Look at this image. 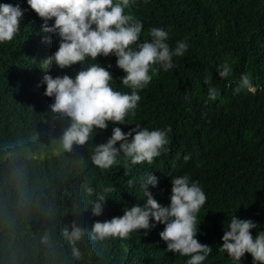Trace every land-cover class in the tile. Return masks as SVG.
<instances>
[{
  "label": "trees",
  "instance_id": "trees-1",
  "mask_svg": "<svg viewBox=\"0 0 264 264\" xmlns=\"http://www.w3.org/2000/svg\"><path fill=\"white\" fill-rule=\"evenodd\" d=\"M3 3L26 11L19 33L0 43V264H186L189 257L166 251L159 236L163 224L133 231L127 239L91 238L94 222L143 206L141 181L149 173L158 184L148 190L162 206L170 203L171 177L188 175L205 192L196 238L213 251L203 264H253L248 253L236 261L218 248L234 215L259 225L253 236L264 231V0H134L125 14L143 23L142 41L149 39V29L163 28L171 48L184 40L188 51L173 57V69L150 71L153 79L139 92L135 116L130 113L126 124L109 123L70 152L59 146L70 120L52 113L54 98L44 95V75L74 78L97 62L112 74L114 90L130 94L120 82L125 74L115 56L41 70V61L58 49V38L47 34L52 42H42L43 21L27 0ZM225 61L233 73L221 79L216 68ZM243 74L250 76L255 94H233ZM209 75L220 93L215 101L204 84ZM137 123L149 130L170 127L168 151L152 164L133 165L120 154L111 168H97L91 160L95 146L106 143L114 127L127 133ZM104 188L112 191L103 193ZM99 194L106 202L102 215L93 216ZM73 221L87 230L76 245L80 260L72 257L73 246L64 236Z\"/></svg>",
  "mask_w": 264,
  "mask_h": 264
},
{
  "label": "clouds",
  "instance_id": "clouds-1",
  "mask_svg": "<svg viewBox=\"0 0 264 264\" xmlns=\"http://www.w3.org/2000/svg\"><path fill=\"white\" fill-rule=\"evenodd\" d=\"M27 4L43 21L41 32L45 35L42 42H52L47 34H52L59 41L58 49L41 61V70L47 71L53 65L62 70L78 63L85 65L87 58L97 61L99 56H115L116 66L125 74L120 82L131 89L130 94L114 90L110 83L112 74L97 62L85 66L74 78L44 75L41 81L46 85L44 95L54 98L49 106L52 113L70 120L59 139L60 148L66 152L72 151L74 144H86L95 130H106L109 123L126 124L125 118L130 113L135 116L141 100L139 92L153 79L150 71L155 74L160 69L165 72L173 69V57H183L188 51L189 45L184 40L177 41L175 48H171L167 42L169 33L163 28L149 29V39L142 41L143 23L130 12L125 14V9L133 6L134 0H27ZM25 11L19 4H0V43L11 42L19 33ZM154 65L158 67L154 68ZM216 72L219 78L224 79L232 75L233 69L225 61L217 66ZM211 82L212 76L209 75L204 84L209 85L208 99L215 101L220 93L211 86ZM243 90L252 94L256 92L248 74L241 76L233 94ZM170 131V127L149 130L139 123L127 133L120 127H114L107 142L95 146L92 163L101 170H107L116 163L117 156L123 154L133 165L152 164L162 152L168 151ZM118 142L119 148L115 147ZM184 159L187 161L190 157L186 155ZM157 184L158 178L149 173L141 181L146 197L143 206L134 205L124 209L120 217L94 222L91 238L127 239L133 231L150 230L156 224H163L164 229L159 236L167 245L166 251L189 257L186 264H203L213 251L212 247L196 238L199 230L197 214L207 201L205 192L199 182H190L188 175L171 177L170 203L162 206L148 190L149 185L156 187ZM93 191L92 188L87 189L89 195ZM110 191L111 188L103 189V193ZM105 202V195L99 194L91 209L93 216L102 215ZM258 227L251 219L232 216L228 229H224L218 251L227 253L236 261H241L248 253L253 264H264V231H258L255 236L252 234V230ZM86 231L76 221L71 223L70 230L64 229V236L73 246L71 254L75 260L81 259L76 245L85 237Z\"/></svg>",
  "mask_w": 264,
  "mask_h": 264
}]
</instances>
